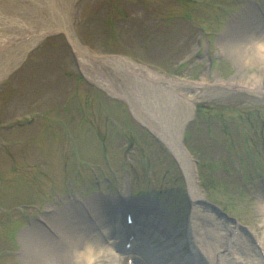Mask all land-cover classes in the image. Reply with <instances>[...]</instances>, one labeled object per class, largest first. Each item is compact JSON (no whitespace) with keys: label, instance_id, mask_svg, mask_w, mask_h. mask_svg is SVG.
<instances>
[{"label":"rangeland","instance_id":"obj_1","mask_svg":"<svg viewBox=\"0 0 264 264\" xmlns=\"http://www.w3.org/2000/svg\"><path fill=\"white\" fill-rule=\"evenodd\" d=\"M58 3L68 9L67 19L75 36L92 55L121 57L178 81L180 94L195 106L208 105L210 112L233 109L241 111V117L255 114L254 122L264 131V94L218 85L220 80L264 77L261 66L242 70L222 49L230 39L246 33L242 16L246 18L253 5L264 10V0H0V19L9 20L0 24V41H5L2 45L0 42V70L8 62L13 68L0 78V264H32L26 258L21 236L35 226L46 229L49 223L55 225L57 222L50 221L55 212L61 214L77 200L86 203L90 198L104 197L110 201L120 190L124 195L145 193L150 177L157 188H165L161 201L169 219L166 230L177 233L175 238L180 242L189 228L193 199L185 173L169 155L171 148L136 116L127 99L89 80L65 33H51L41 42L30 44L32 32L40 35V30L53 22H64L51 14ZM219 18L222 23L216 25ZM254 22L258 27V20ZM24 50L27 55L15 64L14 59ZM101 66L116 81L120 92L129 90L123 79L128 80L131 74ZM204 78L210 84L200 85ZM196 126L194 133L199 139L195 144L200 146L196 149L212 159L219 157L225 130L237 144L244 132V121L235 124L201 118ZM213 128L212 132L207 130ZM150 133L169 151L158 150L161 147L157 149L150 141ZM250 134L256 136L255 140L262 136ZM240 144L246 145L243 141ZM248 144L255 154H264L259 141ZM143 155L149 161L150 177L136 175L135 165L146 173ZM193 159L197 163V158ZM244 160L246 166L253 164L252 160ZM262 162L264 165L263 156ZM170 166L183 174L182 184L180 179L181 185L175 187L179 201H172L168 195L167 182L176 177L172 169L169 171ZM236 173L234 185L241 187L242 195L239 201L234 199L243 215L241 220L246 221L244 228L262 241L264 178L256 173L255 177ZM143 182L146 185L140 184ZM183 187L185 192L181 191ZM199 190L205 201L203 190ZM249 191L253 195L257 192L253 200L246 195ZM229 194L233 195V189ZM210 209L215 211L213 206ZM44 238L40 237L39 245L34 246L41 259L53 253ZM32 252L35 256L36 251ZM121 259L119 264H128L127 257Z\"/></svg>","mask_w":264,"mask_h":264},{"label":"bare ground","instance_id":"obj_2","mask_svg":"<svg viewBox=\"0 0 264 264\" xmlns=\"http://www.w3.org/2000/svg\"><path fill=\"white\" fill-rule=\"evenodd\" d=\"M56 7L54 6L55 9H51V14L58 19L63 18L61 20H64V22H53L51 26L40 30L43 31L40 35L32 32L30 44L35 45L37 42H41L43 36H49L51 33H65L78 57L84 74L89 80L108 93L127 99L136 116L151 127V130L163 138L172 148L184 168L190 184L191 196L195 202L193 208L195 213L191 222V229L197 224H201L202 229L208 231V236L211 238H202L198 233L200 231L198 228H195V232L191 231L190 242L194 245L191 252L197 258L196 264H264V257L261 252L262 249L264 250V240L261 241L258 235H254L250 240L245 237L240 239L236 235L239 230L237 231L230 222L225 224L224 220L216 216L213 210L204 208L205 205L194 184L196 174L194 164L189 153L181 144V138L184 133L182 126L186 125L189 118L194 115L198 105L196 104L195 106L189 98L179 93L177 89L181 88L179 86L180 82L166 79L146 67L139 66L121 57H98L92 55L89 52V48L81 45L78 37L75 36L71 21L69 22V19H67L70 17L68 9L65 6L62 7L61 3H58ZM249 9L250 11L246 18L242 16L243 29H247L246 33L230 39L226 46H222V49L225 55L236 61L240 69L244 70L247 67L251 68L258 65L264 71V10L261 11L260 7L258 6L257 8L256 5ZM260 14L262 18H260ZM254 20H258V27H255L256 23ZM4 21L9 23L8 19L3 18L0 19V24L4 23ZM237 25L240 26V24ZM0 42L1 45L5 43V41ZM4 46L7 47L9 45L5 44ZM25 55H27V51L24 50V53H20L14 59V63L20 64ZM101 64L113 68L117 73L131 74L128 80L123 79L129 90L120 92L116 86V81L111 80L107 76ZM1 68L0 78L10 72L12 63H5ZM2 73L3 75L1 76ZM202 81V84H200L202 86L210 84L207 78ZM218 85L230 89L255 90L256 93L264 94V77L257 75L230 81L220 80ZM120 88L124 90L123 87ZM107 201L104 197H97L87 200L84 205H79V202L76 204L71 203V207L61 211V214L57 215L55 212L50 216V221L57 222L55 225L49 223L46 229L42 225L28 229L21 236L24 239V247L28 253L26 257L28 263L119 264V256L115 248L107 247L104 241L111 239V237H117L122 242L121 238L125 239L126 235L130 233L129 236L137 234L140 238L146 236V234L147 236H152L149 241L153 240V244H150V248L149 246L146 247L149 248V260L153 264H189V257L183 254L180 244H178L177 240H174L173 235L170 236L167 242H164L169 236L164 233L167 229L166 225L169 224H167V221H169L168 217L164 219V222L166 221L165 225L162 224L160 226V219L157 218L155 222L154 219L152 221L147 220L145 222L146 226L139 229H137L138 227L136 229L131 227L129 230L128 225L124 227L122 217L118 219L115 217V215L118 216L120 214L123 207L122 209L119 208L113 215H109V211L104 210V206L108 205ZM110 201L115 204L118 201L120 202V199L111 198ZM262 208L264 209V207ZM68 212L69 215L67 214ZM138 220L137 224L139 225L137 226L144 223V218L141 219L140 217ZM117 221L120 225L116 224ZM50 227H53L55 232L57 231L56 235ZM83 227H85L84 230L82 229ZM154 227L161 234L159 232L158 236L155 233L152 234ZM210 229L215 233L214 235L210 233ZM40 237L46 238L44 239L49 243L53 251L52 254L49 253L50 256L44 259L39 258L38 249L35 248L37 247L36 245H39ZM259 244L260 247L258 246ZM138 246L139 243L136 240L133 248H136V251H132L138 252ZM139 249L141 248L139 247ZM256 251L257 254L255 255L254 252ZM31 252L35 256L31 255ZM141 252L145 254L143 251Z\"/></svg>","mask_w":264,"mask_h":264},{"label":"trees","instance_id":"obj_3","mask_svg":"<svg viewBox=\"0 0 264 264\" xmlns=\"http://www.w3.org/2000/svg\"><path fill=\"white\" fill-rule=\"evenodd\" d=\"M229 114H230V112H229ZM209 115L212 116V117H213L214 115H216V117L218 118V120H221V119L226 120V118H225V117H226V114H225V115L222 114L221 111H220V112H217V113H212V114H209ZM248 122H249V121H248ZM253 124H254V123H253ZM253 124H252V128H253V129H257L258 125H257V126L254 125V126H253ZM253 129H252V130H253ZM258 129H261V128H258ZM262 136H264V131H262ZM241 139H243L242 136H241ZM241 139H240V140H241ZM240 140H239V141H240ZM225 141L227 142V139H226Z\"/></svg>","mask_w":264,"mask_h":264}]
</instances>
